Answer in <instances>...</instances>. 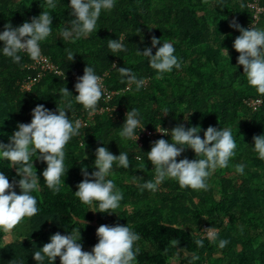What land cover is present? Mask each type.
<instances>
[{"label": "trees", "instance_id": "16d2710c", "mask_svg": "<svg viewBox=\"0 0 264 264\" xmlns=\"http://www.w3.org/2000/svg\"><path fill=\"white\" fill-rule=\"evenodd\" d=\"M250 1L116 0L112 10L101 12L97 32L72 42L60 36L72 19L69 0H56L55 8H49L47 0H0V31L7 23L19 26L42 11L53 17L52 33L41 42V50L61 72L46 73L27 90L23 83L29 77L36 78L38 72L33 68L34 60L24 52L19 63L0 54V142L8 143L19 123H30L32 109L39 104L56 111L57 106L64 107L70 100V119L84 121L80 134L65 146L69 169L61 177L65 183L59 192L50 189L41 175L46 164L32 157L34 171L41 175L39 190L33 192L39 213L14 226L11 238L0 230V264L22 258L24 264H36L33 253L50 242L56 232L81 231L82 250L91 251L98 242L96 229L116 223L128 224L141 237L134 244L138 249L135 264H264V159L252 148L253 136L264 134V94L247 83L243 66H237L239 53L233 41L240 33L229 26L235 18L245 28L264 27V14L253 24L255 11L249 7ZM259 3L264 6V0ZM153 35L161 41H172L181 61L180 69L174 68L160 78L147 59L136 54V49L151 47ZM118 38L123 39L126 52L113 53L107 47L108 39ZM66 49L75 54L72 61ZM113 64L117 68L131 67L146 83L136 91L134 84L121 82ZM87 65L97 75L109 71L106 85L118 92L108 103L101 98L97 110L106 107L110 111L93 118L74 97L78 95L75 75L82 76ZM62 87L74 96L59 95ZM256 98H262L263 103L253 108L248 101ZM133 108L141 113V127L148 129L161 126L170 131L183 123L185 127L199 126L203 138L209 126L230 128L237 145L235 155L227 167L212 172L207 190L181 187L176 179L168 178L157 191H150L143 185L154 180L156 173L146 154L154 141L171 137L146 138L143 145L135 139H122L119 128ZM100 146L114 155L129 153V168L114 164V175L108 177L123 193L120 207L111 210L112 214L99 212L98 202L97 211H90L92 207L74 193L84 179L81 168L87 166L89 173L97 170L95 150ZM185 157L196 158L191 148L177 160ZM240 163L246 165L243 175L236 172ZM0 171L10 183L19 179L15 166L6 159H0ZM14 190L19 194L18 186ZM204 226L219 230L215 239L199 234ZM6 239L13 242L6 244ZM197 239L203 240L202 247L195 243ZM220 239L229 243L220 248ZM55 264H61L59 257Z\"/></svg>", "mask_w": 264, "mask_h": 264}, {"label": "clouds", "instance_id": "9594fccd", "mask_svg": "<svg viewBox=\"0 0 264 264\" xmlns=\"http://www.w3.org/2000/svg\"><path fill=\"white\" fill-rule=\"evenodd\" d=\"M221 4L223 0H220ZM116 0H69L70 8L68 26L60 32L63 40H75L97 32V22L103 10H112ZM49 8L57 6L56 0H47ZM52 16L42 11L21 25L13 27L11 23L4 25L0 31V54L9 57L13 62L19 63L22 59L20 53L26 52L33 60L41 57V42L52 33ZM229 26L239 31L240 35L233 41V48L239 53L237 66H243V73L247 83L256 88L257 92L264 94V27L245 28L233 18ZM143 41V37H141ZM159 45V47H157ZM107 47L113 52H126L127 48L122 38L108 39ZM153 49L155 54H153ZM227 56L229 57L227 48ZM70 61L74 53L66 49ZM174 43L169 40L161 41L155 35L151 37V47L145 46L143 51L136 49L138 56L147 59L149 66L157 71V78L173 69L181 68V61L175 54ZM230 59V58H229ZM113 67L119 72L121 82L134 84L139 91L146 80L138 78L131 67ZM78 95H73L67 87L59 89L63 97L74 96L75 101L88 110L89 116L97 111V105L104 96L102 77L97 75L95 69L87 65L82 76L77 77L74 85ZM131 91V88L127 89ZM71 101L56 111L46 108L43 104L32 109L30 123H19L17 130L9 137L8 143L0 142V159L8 160L15 166L18 180L9 182V177L0 171V230L11 236V230L25 217H34L39 213L37 198L34 191L39 190L41 175L47 186L54 192H59L65 183L61 177L66 176L69 168L65 165V146L80 134L82 127L80 120L70 119L69 109ZM167 113V112H166ZM165 113V114H166ZM142 116L137 108L127 111L125 121L119 128V135L124 140L135 139L136 129L141 127ZM185 120L188 119L184 117ZM145 126L141 128V131ZM157 130V129H156ZM158 132L170 135L171 139L160 138L152 143L147 152V159L155 168V179L148 180L143 187L150 191H157L159 185L168 178L176 179L181 187H190L196 190H207L208 178L217 168L228 166L230 158L235 155L236 140L230 128L207 127L203 131V138L199 135V126L185 127L183 123L177 124L170 131L162 128ZM105 144V143H104ZM106 145V144H105ZM186 148H191L195 159L187 157L177 160ZM253 150L260 159H264V134L253 136ZM46 164L41 175L37 174L32 157ZM95 168L89 173L87 166L81 168L84 179L77 185L74 192L79 200L95 210L98 202V211L114 213L113 209L120 207L123 193L116 188L113 179V166L129 168V153L127 151L114 155L106 146L95 150ZM86 158V157H85ZM140 159V157H136ZM19 165V167H17ZM246 165H236V172L244 174ZM37 170V169H36ZM135 177L132 178L133 182ZM19 187L20 192L14 190ZM82 223H85L84 220ZM98 242L91 251H84L81 241V231L61 234L56 232L50 237V242L33 253L36 264H55L59 257L61 264H135L138 249L135 242L141 239L140 235L128 224L114 225L102 224L96 229ZM213 239L215 235L211 234ZM12 239H6L11 244ZM197 246H203V240L195 241ZM229 243L226 239L219 240V247L224 248ZM12 264H24V259L13 260Z\"/></svg>", "mask_w": 264, "mask_h": 264}, {"label": "built area", "instance_id": "2783aa9c", "mask_svg": "<svg viewBox=\"0 0 264 264\" xmlns=\"http://www.w3.org/2000/svg\"><path fill=\"white\" fill-rule=\"evenodd\" d=\"M249 7H251L252 9H254V22L253 24L256 25L258 23V21L260 20L262 14H264V6H262L260 3H259V0H251L249 2ZM26 53V52H24ZM41 57L38 59V60H34V64H33V68L37 69L38 72H37V76L36 78H32V77H29V79H27L24 83H23V86L25 89L29 90L31 89L32 85L34 84V82L43 77V75H45L46 73L48 72H58V73H61L58 69H57V66L54 64V62L49 58L47 57L41 50ZM102 77V82H103V85H104V99L105 101L108 103L109 101H111V99L118 93L116 91H113V90H110L107 85H106V79L107 77L109 76V71L103 73L102 75H100ZM77 77H79V75H75V80H77ZM263 103V99L262 98H256V99H250L248 101V104L253 107V108H257L259 106H261ZM109 108H106V107H102L100 109H98L95 113H93L90 117L93 118L96 114H101L103 112H105L106 110H108ZM110 111V109H109ZM81 121V124L84 123V121ZM142 128V127H141ZM140 128V129H141ZM163 128V127H162ZM157 130H160V127L157 128ZM156 129H148V128H145L141 131H139L138 134V139H137V142L139 145H143V142L146 138L148 139H152L154 140L157 136H162L164 135L163 133L161 132H158ZM219 232L218 229L216 228H210L208 226H204L202 228V230L200 231V235L203 237V238H208V239H213L212 236L210 235L211 234H214L215 235V238L217 236V233Z\"/></svg>", "mask_w": 264, "mask_h": 264}, {"label": "rangeland", "instance_id": "374dc122", "mask_svg": "<svg viewBox=\"0 0 264 264\" xmlns=\"http://www.w3.org/2000/svg\"><path fill=\"white\" fill-rule=\"evenodd\" d=\"M9 238H11V236H9Z\"/></svg>", "mask_w": 264, "mask_h": 264}]
</instances>
